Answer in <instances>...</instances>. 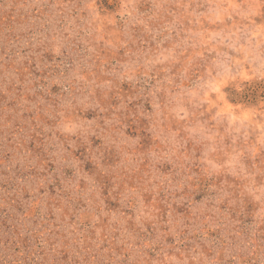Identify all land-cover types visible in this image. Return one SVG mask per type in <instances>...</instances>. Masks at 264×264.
<instances>
[{
	"label": "rangeland",
	"instance_id": "1",
	"mask_svg": "<svg viewBox=\"0 0 264 264\" xmlns=\"http://www.w3.org/2000/svg\"><path fill=\"white\" fill-rule=\"evenodd\" d=\"M0 264H264V0H0Z\"/></svg>",
	"mask_w": 264,
	"mask_h": 264
}]
</instances>
